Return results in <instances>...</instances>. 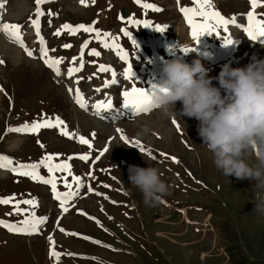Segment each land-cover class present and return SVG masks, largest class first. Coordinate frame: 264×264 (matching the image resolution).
<instances>
[{"label": "rangeland", "instance_id": "obj_1", "mask_svg": "<svg viewBox=\"0 0 264 264\" xmlns=\"http://www.w3.org/2000/svg\"><path fill=\"white\" fill-rule=\"evenodd\" d=\"M3 2L0 21L22 25L24 45L33 50V56H28L24 47L0 31V60H3L0 63V88L3 89L0 91V154L21 163L38 162L46 153L60 154L54 163L89 151L92 156L89 161L78 158L69 161L73 174L82 177L84 187L68 202L66 213L60 209L50 185L0 168V197L15 194L18 200L35 198L38 201L36 215L47 217L36 234L14 233L0 226V264H264V214L254 209L256 181L237 179L234 175L227 177L214 167L211 154L202 145L199 121L195 118L181 117L179 113L165 116L158 109L131 114L122 108L121 96L133 83L150 88L159 79L164 62L171 59L180 58L189 64L200 59L212 77L229 61L232 67H243L254 53L264 59V44L260 42L264 38L252 41L240 27L247 24L249 0H212L214 8L223 16L229 19L235 16L236 24H230L228 32L221 29L220 36L205 34L198 44L179 10L192 6L191 0H144L156 5L159 11L146 10L135 0H95V3L87 0V5L80 0H49L41 6L45 10L40 18L41 35L50 56L65 58L59 76L39 55L40 43L30 23V18H35V0ZM124 7L128 10L126 18L150 20L153 25L168 27L160 33L143 25L128 24L126 19H120ZM49 10L54 15H48ZM256 11L264 14V5ZM93 21L97 29L118 37L117 43L128 53V61L121 60L115 49L105 48L94 38V33L81 30L75 35L67 31L60 36L53 35L64 23L75 26L89 25ZM122 28L133 33L138 49L123 35ZM90 36L93 38L85 49V66L70 78L67 75V69L73 66L70 61L79 55L81 44ZM225 36L237 42L224 46L222 38ZM64 44L72 47L63 48ZM183 47L195 50L185 53ZM92 48L101 55H88ZM129 62L136 73L131 80L123 75ZM101 63L110 65L117 74V84L106 89L103 83L111 78V73H99ZM75 66H79V60ZM90 76L92 78L88 79ZM80 77L83 79L79 85L74 84ZM213 84L219 86L216 80ZM69 87L73 88V94H69ZM76 87L88 101L87 109L80 108L73 100ZM96 88L101 91L96 92ZM109 97L113 100V109L98 115L91 105ZM181 108L182 103L178 101L175 110L179 112ZM57 116L70 132L91 139L92 149L75 138L62 135L58 128H42L38 134L7 131L25 121L31 123ZM143 126L150 129L149 133L137 136ZM117 128L122 129L129 142L121 139ZM134 140L144 146L145 154L149 155L150 151L157 157L150 163L159 168L170 185V194L158 207H146L141 193L130 185L129 166H149L140 150L133 147L131 141ZM104 149L108 150L95 160ZM170 157H176L179 163H174ZM89 172L92 176H88ZM39 173L49 175L43 166ZM55 175L58 191H67L63 180L59 179L66 173L56 172ZM68 179L71 182V176ZM89 184L95 190L92 193L87 191ZM105 184L110 187H104ZM20 207L29 208L24 204ZM10 212L12 205L0 204V219L16 223L25 218V214L7 215ZM57 220L67 233L81 235L60 232ZM49 235L56 242V250L64 254L59 261L49 257ZM85 236L92 239H84ZM69 252L77 255L69 256L66 254Z\"/></svg>", "mask_w": 264, "mask_h": 264}, {"label": "snow or ice", "instance_id": "obj_2", "mask_svg": "<svg viewBox=\"0 0 264 264\" xmlns=\"http://www.w3.org/2000/svg\"><path fill=\"white\" fill-rule=\"evenodd\" d=\"M49 0H35V18H30V23L35 29L37 39L40 43L39 48V55L40 58L43 60L46 66L51 68L56 75L61 74L60 65L64 61V57H52L49 55V48L47 47V42L45 41L44 37L41 35V17L45 15V10L41 7L48 3ZM95 3V0H92ZM135 2L140 5L144 9H153L155 11H159L160 9L152 4V3H145L144 0H135ZM81 4L87 5V0H80ZM250 3V10L246 13L247 17V24L240 25L243 28L244 32L247 33V36L252 41H257L260 38H264V14H258L257 8L264 5V0H249ZM192 6H184L180 7V12L183 14L186 23L189 25L191 29V36L194 39L195 43L198 44L200 42V37L204 36L205 34L220 36V30L223 29V32H228L230 24H236V17L233 16L230 19L226 18L221 14V12L214 8L212 0H191ZM4 2L0 0V8H3ZM48 15H54L50 10L47 13ZM121 20H127L128 24L133 25H143L145 28H153L154 30L164 33L167 25H160L153 23L150 20H139L133 17H124L120 16ZM51 23V21H49ZM96 21H93L92 24L85 25V24H77L75 26L64 23L57 28L56 31L53 33L55 36H60L63 31H67L69 35H75L79 33L81 30L85 33H94V38L100 41L105 48H113L116 50L117 55L120 57L121 60L128 61L129 56L128 53L122 49L118 43V37H115L110 32H102L100 29L95 27ZM22 25L11 23V22H2L0 21V31H3L10 39L15 41L16 43L20 44L21 47L25 48V51L28 56H33V50L28 49L24 45L23 36L21 32ZM121 32L125 37L131 40L132 44L135 46L136 49L139 48V44L137 40L134 38L133 33L130 32L127 28H122ZM93 37H89V39L84 40V42L80 46V52L78 56H73L70 63L73 65L67 69V75L71 78L76 73L80 72L84 66V55L85 49L88 48L91 39ZM230 36H225L222 38V44L224 46L232 45L236 43ZM260 42L264 44V39H261ZM63 48H71V44H64L62 45ZM185 53L190 51H194L195 49H190L188 47L182 48ZM51 51H55V49H51ZM88 55L99 57L101 53L97 51L95 48H92ZM79 60V66H75L76 62ZM0 63H3V60H0ZM95 63V61H92ZM97 71L99 73H111L110 79H105L103 83V87L106 89L111 85L117 84V74L116 71L110 66L106 64H99ZM96 73H93L95 76ZM125 79L131 80L133 77L136 76V73L133 71L132 64L129 62L128 67L124 70L123 73ZM92 77H88L91 79ZM83 79L82 77L77 78L74 81V84L79 85L80 80ZM154 85L151 84L150 88L146 87H139L135 83L132 84L130 89H126L121 92V96L123 97L122 101V108L127 110L131 114H138V113H146L150 110L155 108V104L152 99V89ZM0 91H3L0 88ZM69 94H73V88L69 87L68 89ZM96 92H100V88L95 89ZM73 100L76 104L79 105L82 109H87L89 107L88 101L85 99L83 92L80 90L79 87H76L74 90ZM93 109L96 110L97 114L99 115L102 111L105 110H112L113 100L109 97L107 100H98L94 104L91 105ZM173 124L176 125L177 128L180 125L173 120ZM42 128H58L60 133L70 139L75 138L80 144L87 145L88 148L91 150L93 147L92 140L83 136L79 135L75 132H70L67 128L66 123L60 118L55 117H44L39 120H33L31 123L25 121L18 127H9L7 131L9 132H20V133H30V134H38ZM117 133H121V139H123L126 143L129 142L127 136L123 135L122 129L117 128ZM92 136L95 137V133H92ZM39 143V141H38ZM134 147L138 148L140 151L144 152L145 148L140 143L139 140L131 141ZM43 147V145H41ZM108 149H104L100 151L98 155L95 156V160H99L107 151ZM153 159L157 157L153 155L150 151L148 153ZM59 153L52 154L46 153L38 162L33 163H21V162H14L12 158L0 154V168L3 169H10L14 174L20 176H27L30 177L34 181H39L51 186V190L53 192L54 198L59 201L60 209L66 213L69 209L66 206L70 200L75 198L79 195V190L84 187V181L81 176L74 175L72 172V165L69 163L74 158H78L82 161H89L90 157L92 156L91 151L83 153V154H75L74 156H69L67 160H63L60 163H54L53 161L59 157ZM167 155V154H161ZM174 163H179V160L176 157H170ZM41 166L45 167L49 173L47 177L40 175L39 169ZM56 172H64L66 175L60 177L59 179L63 180L64 186L68 189L65 192L58 191L57 188V180L58 177L55 175ZM71 176V182H69L68 177ZM88 176H92V173L89 172ZM73 185H75V190H73ZM104 187H110L109 185L105 184ZM87 191L89 193L94 192L95 190L91 186L88 185ZM96 195H103L102 193L96 192ZM107 198V197H105ZM112 203H116V201H112ZM0 204L3 205H12V212L8 213L7 215L13 214H25V218L20 220L16 223H10L5 220L0 219V226L7 228L10 232L14 233H23V234H36L40 231V225L44 224L47 221L46 216H37L35 213V208L38 207V201L35 198L31 199H23L18 200L15 194H12L8 197H0ZM21 204L28 205L29 208H21ZM103 210V209H102ZM81 214L87 215L83 213L82 210ZM90 219L96 220L95 217H89ZM98 224L100 223L98 220L96 221ZM56 226L59 228L60 232H65L68 235L78 236L81 235L79 233H67L66 230L62 227H59V220H57ZM84 239L91 240V237H83ZM48 241L50 244L49 247V257L55 258L56 261H59L61 255L63 253L59 252L55 248V240L53 239L52 235L48 236ZM94 243L100 244L101 241L93 240ZM107 246V245H106ZM110 247V246H107ZM69 256L77 255L75 253H66ZM93 259H95L93 257Z\"/></svg>", "mask_w": 264, "mask_h": 264}, {"label": "clouds", "instance_id": "obj_3", "mask_svg": "<svg viewBox=\"0 0 264 264\" xmlns=\"http://www.w3.org/2000/svg\"><path fill=\"white\" fill-rule=\"evenodd\" d=\"M153 85L154 109L165 116L179 113L199 121L202 145L218 171L227 177L256 181L254 209L264 214V59L254 53L243 67H232L229 61L215 77L200 59L191 64L171 59L164 62ZM178 101L182 103L179 112L175 110ZM149 131L143 126L137 136ZM140 153L149 166L130 165V185L141 193L146 207L155 208L170 194V185L150 163L154 159Z\"/></svg>", "mask_w": 264, "mask_h": 264}, {"label": "water", "instance_id": "obj_4", "mask_svg": "<svg viewBox=\"0 0 264 264\" xmlns=\"http://www.w3.org/2000/svg\"><path fill=\"white\" fill-rule=\"evenodd\" d=\"M127 14H128V10H127V8L124 7V8L122 9V15H123L124 17H126Z\"/></svg>", "mask_w": 264, "mask_h": 264}, {"label": "flooded vegetation", "instance_id": "obj_5", "mask_svg": "<svg viewBox=\"0 0 264 264\" xmlns=\"http://www.w3.org/2000/svg\"><path fill=\"white\" fill-rule=\"evenodd\" d=\"M166 203H170V201H167ZM166 203H164L165 206H166ZM169 206H170V205H169ZM169 210H170V209H169ZM172 210L175 211V210H174V207L172 208Z\"/></svg>", "mask_w": 264, "mask_h": 264}, {"label": "bare ground", "instance_id": "obj_6", "mask_svg": "<svg viewBox=\"0 0 264 264\" xmlns=\"http://www.w3.org/2000/svg\"><path fill=\"white\" fill-rule=\"evenodd\" d=\"M107 147V146H106Z\"/></svg>", "mask_w": 264, "mask_h": 264}]
</instances>
